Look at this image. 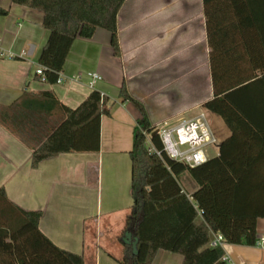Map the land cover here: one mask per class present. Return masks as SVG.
Listing matches in <instances>:
<instances>
[{
    "label": "trees",
    "instance_id": "obj_1",
    "mask_svg": "<svg viewBox=\"0 0 264 264\" xmlns=\"http://www.w3.org/2000/svg\"><path fill=\"white\" fill-rule=\"evenodd\" d=\"M42 13L48 32L38 57L44 82L55 84L77 39L96 29L110 35L113 56L120 57L117 15L125 0H9ZM212 97L202 109L219 117L229 136L218 154L189 167L170 159L143 105L124 85L121 102L140 117L132 131L131 206L118 242V264H151L159 250L182 257L181 264H229L212 234L224 244L257 245L256 224L264 219V0H204ZM7 11L0 8V17ZM246 95L241 101L236 97ZM108 99L92 91L74 109L50 92L23 93L0 107V125L32 150L31 168L67 153H97L100 118L110 116ZM60 116L54 121L53 114ZM159 153V156L156 154ZM185 177L194 184L183 185ZM39 211H25L0 188V264H84L81 256L55 246L38 228ZM200 218L199 223L196 220Z\"/></svg>",
    "mask_w": 264,
    "mask_h": 264
},
{
    "label": "crops",
    "instance_id": "obj_2",
    "mask_svg": "<svg viewBox=\"0 0 264 264\" xmlns=\"http://www.w3.org/2000/svg\"><path fill=\"white\" fill-rule=\"evenodd\" d=\"M0 8L7 11L0 17V107L23 93L50 92L74 109L92 91L112 105L110 116L100 118L97 153L60 154L35 169L32 150L0 125V188L22 210L41 212L38 228L58 248L81 256L84 264H118V237L132 203L128 153L140 117L131 103L121 102L119 91L124 85L143 105L152 126L202 109L212 97L204 0H125L116 21L120 57L113 56L109 33L96 29L92 38L73 42L61 82L52 85L35 73L48 36L42 13L9 0H0ZM92 73L100 79L90 87ZM155 108L165 113L152 121L148 109ZM255 124L264 127V119ZM216 128L219 142L229 136L222 121ZM256 236L261 246L223 244L225 258L231 264H264V219L257 221ZM181 263V256L159 250L151 264Z\"/></svg>",
    "mask_w": 264,
    "mask_h": 264
},
{
    "label": "built area",
    "instance_id": "obj_3",
    "mask_svg": "<svg viewBox=\"0 0 264 264\" xmlns=\"http://www.w3.org/2000/svg\"><path fill=\"white\" fill-rule=\"evenodd\" d=\"M0 56H4L0 54ZM6 58H13L11 54L5 55ZM42 81H44L42 67L38 66L36 71ZM90 78L89 86L100 79L97 74H88ZM59 76L56 83H60ZM157 130V136L163 147L165 154L172 160L183 163L189 167H195L207 160L205 148L210 145H215L216 140L205 122L203 115L186 120L179 118L172 124H164L163 127L154 129ZM147 143L150 142V134L144 133ZM159 156V153H156ZM222 237L219 234H212L209 245L211 247H222ZM263 239L258 240L256 246H261ZM229 264L230 261L224 258Z\"/></svg>",
    "mask_w": 264,
    "mask_h": 264
},
{
    "label": "rangeland",
    "instance_id": "obj_4",
    "mask_svg": "<svg viewBox=\"0 0 264 264\" xmlns=\"http://www.w3.org/2000/svg\"><path fill=\"white\" fill-rule=\"evenodd\" d=\"M147 71V75L150 73V69L147 68L145 69ZM145 71V72H146ZM149 111V115H150V119L152 121H155V119L160 118L165 112L164 109H160V108H155L153 111L151 109H148ZM200 115H203L206 124L208 125L210 131L212 132L213 136L215 137L216 140V144L215 145H210L208 147L205 148V154L207 159L208 158H212L214 157L216 154V146L219 144V137L216 135V126L219 125V123H221V119L207 111H203L202 109H195L194 111L186 114V116L184 117L186 120H192L195 117H198ZM178 119V117H174L172 119H168L166 121L159 123L158 125L154 126L155 129L163 127L164 124H172L174 123L176 120ZM218 124V125H217ZM183 181V185L186 188V190L190 191V188L192 186L189 178L185 177Z\"/></svg>",
    "mask_w": 264,
    "mask_h": 264
},
{
    "label": "water",
    "instance_id": "obj_5",
    "mask_svg": "<svg viewBox=\"0 0 264 264\" xmlns=\"http://www.w3.org/2000/svg\"><path fill=\"white\" fill-rule=\"evenodd\" d=\"M156 135H157V130H154V131L152 132V134H151V137L156 136Z\"/></svg>",
    "mask_w": 264,
    "mask_h": 264
}]
</instances>
